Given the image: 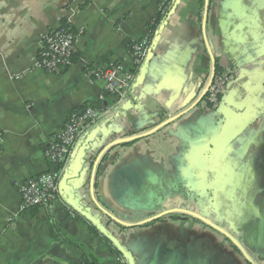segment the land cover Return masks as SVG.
<instances>
[{"label":"crops","instance_id":"obj_1","mask_svg":"<svg viewBox=\"0 0 264 264\" xmlns=\"http://www.w3.org/2000/svg\"><path fill=\"white\" fill-rule=\"evenodd\" d=\"M65 1L0 0V264H81V248L126 264L76 210L90 204L96 161L95 200L144 222L121 228L92 211L134 264H264V0ZM66 17L83 31L74 63L47 74L35 55ZM145 37L151 54L123 99L86 76L128 61L127 44ZM212 66L230 79L216 111L200 98ZM180 104L185 114L153 131ZM84 105L101 115L62 166L58 201L20 212L16 185L55 170L43 147ZM119 139L129 140L112 146ZM171 203L204 222L151 220Z\"/></svg>","mask_w":264,"mask_h":264},{"label":"built area","instance_id":"obj_2","mask_svg":"<svg viewBox=\"0 0 264 264\" xmlns=\"http://www.w3.org/2000/svg\"><path fill=\"white\" fill-rule=\"evenodd\" d=\"M73 1L66 0L65 5L69 8V4ZM163 6L164 3L158 9L160 14L164 12ZM71 20V17H66L58 28L50 30L42 36L40 48L35 55V68L47 74H59L73 65L76 47L83 31L73 29ZM126 49L128 61L111 62L102 69H86V76L90 81L103 82L104 91L120 100L127 95L132 85L133 73L131 70L139 67L150 51L149 37L128 43ZM229 81V76L224 73L216 74L215 68L212 66L210 76L200 91V96L211 109L216 110L219 107ZM183 112V105L180 104L168 116L167 120L172 121ZM100 115L99 109L88 105L69 113L61 131L51 137L43 147L44 159L55 170L30 177L16 185L20 197V212L29 209H48L58 201L61 168L70 156L80 134L89 125L94 124ZM116 141L121 142L122 140ZM3 142L4 134L0 129V146ZM88 205L93 207L92 204ZM187 212L193 213L177 203L169 205L168 213L170 215L190 217L186 214Z\"/></svg>","mask_w":264,"mask_h":264},{"label":"water","instance_id":"obj_3","mask_svg":"<svg viewBox=\"0 0 264 264\" xmlns=\"http://www.w3.org/2000/svg\"><path fill=\"white\" fill-rule=\"evenodd\" d=\"M208 0H205V4H207ZM151 54V48H150V51L149 53L147 54L146 58L147 59ZM200 98L202 99V97L200 96ZM222 101V100H221ZM221 106V104L219 105V107ZM219 107L217 109H219ZM216 109V110H217ZM214 110V109H212ZM214 110V111H216ZM185 113H182L180 115H178L176 118H174L172 121H168L167 119L162 122V123H159V125L153 130L155 131L156 129L162 127V126H165V125H168V124H171L173 123L178 117L184 115ZM151 132V131H150ZM148 132V133H150ZM145 135V134H144ZM129 140V139H128ZM128 140H122L121 142H117V141H114L112 143V146L113 145H118V144H121V143H125L127 142ZM98 161L94 162L92 164V176H91V182H90V194H89V197H90V204L93 205V207L90 205H83L81 204L84 199H81V201H79V207L77 210V212L89 223H91L92 225H94L97 230L108 240L112 243V245L115 247V249L117 250V252L122 256V259L124 260V262L126 264H134V261H133V257L130 253H128L126 251V249L124 247H122L120 245V243L117 241V239L112 235L110 234V232L108 231V228H107V225L104 226V225H101V223L99 222V220H96L95 217L92 215V211L94 212H97L98 214L106 217L109 219V223H112V225H118L120 226L121 228H133L135 226H139V225H142L144 224V222H140V223H137L135 225H131L129 223H125L123 221H121L119 218L115 217L114 215L110 214L106 209H103L99 203L95 200L94 198V195H93V191H92V182H93V177H94V173H95V168H96V165H97ZM60 186V185H59ZM187 215H190V217H196L198 218L199 220L203 221V219L197 217L195 214L193 213H189L187 212L186 213ZM165 215H169L168 211L162 215H159V216H156L155 218L151 219V220H155V219H159L160 217L162 216H165ZM126 260V261H125Z\"/></svg>","mask_w":264,"mask_h":264},{"label":"trees","instance_id":"obj_4","mask_svg":"<svg viewBox=\"0 0 264 264\" xmlns=\"http://www.w3.org/2000/svg\"><path fill=\"white\" fill-rule=\"evenodd\" d=\"M166 13H167V11L163 14V15H158L157 16V18H156V20H155V25L156 24H158L159 22H161L162 21V19L166 16ZM87 69V67L85 68V70ZM215 72H216V74L217 73H220L219 71H218V69L217 68H215ZM33 211L35 210V209H32ZM84 220V219H83ZM86 223H88V225H89V229H90V231L95 235V236H97V237H100L105 243H107L111 248H112V250L114 251V253L116 254V255H118V257H119V253L117 252V250L108 242V240L97 230V228L94 226V225H92L91 223H89V222H86ZM58 232L60 233V235H62L61 234V232L58 230ZM63 239H64V241L66 242V243H68L69 245H73L74 246V241L73 240H70V239H67L66 237H63ZM80 254H81V257H82V262H81V264H99L98 263V261L91 255V254H89L87 251H85L83 248H81V250H80Z\"/></svg>","mask_w":264,"mask_h":264},{"label":"flooded vegetation","instance_id":"obj_5","mask_svg":"<svg viewBox=\"0 0 264 264\" xmlns=\"http://www.w3.org/2000/svg\"><path fill=\"white\" fill-rule=\"evenodd\" d=\"M172 216V215H171Z\"/></svg>","mask_w":264,"mask_h":264}]
</instances>
